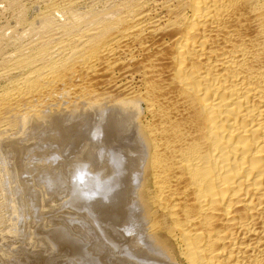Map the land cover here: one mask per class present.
<instances>
[{"label":"bare ground","instance_id":"6f19581e","mask_svg":"<svg viewBox=\"0 0 264 264\" xmlns=\"http://www.w3.org/2000/svg\"><path fill=\"white\" fill-rule=\"evenodd\" d=\"M0 4V264H264V0Z\"/></svg>","mask_w":264,"mask_h":264},{"label":"clouds","instance_id":"9594fccd","mask_svg":"<svg viewBox=\"0 0 264 264\" xmlns=\"http://www.w3.org/2000/svg\"><path fill=\"white\" fill-rule=\"evenodd\" d=\"M100 180L99 175L91 172L86 164L78 168L72 176L73 184L85 194H87L93 185L98 187Z\"/></svg>","mask_w":264,"mask_h":264},{"label":"rangeland","instance_id":"374dc122","mask_svg":"<svg viewBox=\"0 0 264 264\" xmlns=\"http://www.w3.org/2000/svg\"><path fill=\"white\" fill-rule=\"evenodd\" d=\"M1 1H3V0H1ZM0 6H2V5L0 4ZM1 14H0V24H2V23L4 24V23H7V22L11 21L12 14L9 11H5V12H3L2 15Z\"/></svg>","mask_w":264,"mask_h":264}]
</instances>
